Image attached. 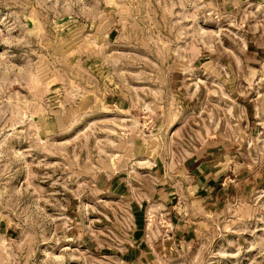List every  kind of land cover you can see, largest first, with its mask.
I'll use <instances>...</instances> for the list:
<instances>
[{
    "label": "rangeland",
    "instance_id": "rangeland-1",
    "mask_svg": "<svg viewBox=\"0 0 264 264\" xmlns=\"http://www.w3.org/2000/svg\"><path fill=\"white\" fill-rule=\"evenodd\" d=\"M0 264H264V0H0Z\"/></svg>",
    "mask_w": 264,
    "mask_h": 264
}]
</instances>
